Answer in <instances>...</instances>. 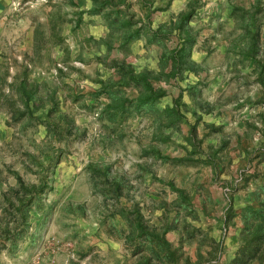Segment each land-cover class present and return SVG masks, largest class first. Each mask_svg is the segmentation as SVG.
<instances>
[{
    "label": "rangeland",
    "instance_id": "rangeland-1",
    "mask_svg": "<svg viewBox=\"0 0 264 264\" xmlns=\"http://www.w3.org/2000/svg\"><path fill=\"white\" fill-rule=\"evenodd\" d=\"M107 2L0 0V264H264V0Z\"/></svg>",
    "mask_w": 264,
    "mask_h": 264
},
{
    "label": "trees",
    "instance_id": "trees-1",
    "mask_svg": "<svg viewBox=\"0 0 264 264\" xmlns=\"http://www.w3.org/2000/svg\"><path fill=\"white\" fill-rule=\"evenodd\" d=\"M94 1H97L98 3H102L103 0H94ZM124 0H112V2H107V3H110L112 6L114 5L115 6H118L120 3H122ZM104 3H105V0H104ZM118 12H123V10H118ZM122 24V22H120ZM134 22H130V20L128 21V26L130 25H133ZM135 36L134 35H131L130 37H133ZM150 36V35H149ZM177 64V60L175 62ZM174 64V65H176ZM120 79L123 81V82H126V83H131V82H135L137 85H142L145 90H149L151 91L150 95L147 96V99L146 101L144 102V100L142 98H140L139 100H137V102L139 103L138 105H145V106H151L152 105V102H151V98L153 99V93L157 94V90L155 91L154 87L151 85L150 81L148 80V77L144 74H141V75H137L133 72H131L130 70L128 71H125L124 74L120 77ZM150 101V102H149ZM140 226V225H139ZM138 227V226H137ZM148 234V233H147ZM154 237V235L152 234H149V238L150 240H152V237ZM162 242H165L164 239L161 240Z\"/></svg>",
    "mask_w": 264,
    "mask_h": 264
}]
</instances>
